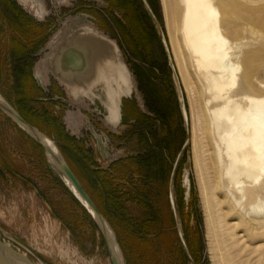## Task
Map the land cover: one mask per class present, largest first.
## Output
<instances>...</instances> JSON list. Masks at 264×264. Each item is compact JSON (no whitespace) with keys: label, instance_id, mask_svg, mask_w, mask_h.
Here are the masks:
<instances>
[{"label":"rangeland","instance_id":"374dc122","mask_svg":"<svg viewBox=\"0 0 264 264\" xmlns=\"http://www.w3.org/2000/svg\"><path fill=\"white\" fill-rule=\"evenodd\" d=\"M23 1L0 0V95L58 148L113 229L124 263L264 264V241L258 250L225 252L214 235L210 251L203 197L212 216L226 210L207 152L205 95L182 57L181 76L162 0ZM226 3L236 30L240 21L264 36V0ZM83 27L113 40L130 72L116 125L105 98L74 97L52 71V54ZM172 37L180 43L177 29ZM134 69L143 72L142 87ZM150 69L158 76L151 83ZM142 116L149 121L136 125ZM0 237L36 264H112L93 218L42 148L1 111Z\"/></svg>","mask_w":264,"mask_h":264},{"label":"bare ground","instance_id":"6f19581e","mask_svg":"<svg viewBox=\"0 0 264 264\" xmlns=\"http://www.w3.org/2000/svg\"><path fill=\"white\" fill-rule=\"evenodd\" d=\"M162 6L181 76L185 78L182 57L205 95L202 110L208 131L207 152L215 188L222 193L218 204L223 212L226 210L223 216L219 212L212 216L208 197H203L210 251L216 249L214 235L225 252L238 247L239 252H248L252 245L258 250L264 241V65H258L264 36L238 20L240 29L236 30L226 0H162ZM232 27L234 31L230 30ZM176 29L180 43L172 37ZM50 61L54 75L70 88L74 97L105 98L109 122L119 123L120 101L132 83L113 40L83 27L60 45ZM43 140L57 150L46 136ZM59 174L81 200L69 180ZM108 234L115 255L124 264L110 228Z\"/></svg>","mask_w":264,"mask_h":264},{"label":"water","instance_id":"95a60500","mask_svg":"<svg viewBox=\"0 0 264 264\" xmlns=\"http://www.w3.org/2000/svg\"><path fill=\"white\" fill-rule=\"evenodd\" d=\"M0 111L9 119H11L35 143H37L44 151L51 165L58 171V173H61L69 180L73 189L81 197V200L78 201L82 204V206L86 209V211L89 213V215L93 218V220L97 224L100 233L107 246L112 264H122L121 261L118 259V257L115 255V252L111 246V240L108 234V228H110L111 231L114 233L113 229L111 228L107 220L104 218V216L100 213V211L98 210L94 202L91 200V198L88 196V194L85 192L79 180L68 166L67 162L65 161L64 157L62 156L58 148L56 147L57 150L50 148L43 140V137L45 135L42 134L37 128L29 124L15 110V108L12 105H10L8 101L5 100V98L2 95H0ZM114 236L116 239L115 233ZM0 264H36V263H34L26 254L21 253L12 246L6 244L4 240L0 237Z\"/></svg>","mask_w":264,"mask_h":264},{"label":"trees","instance_id":"16d2710c","mask_svg":"<svg viewBox=\"0 0 264 264\" xmlns=\"http://www.w3.org/2000/svg\"><path fill=\"white\" fill-rule=\"evenodd\" d=\"M149 65L151 66V69L155 70L156 72L159 71V70H162V71H163V69H164V66H162L160 63H156V62H154V61L150 62ZM151 69H150V70H145V71H149V72H148L149 74H147V78H146L148 82L152 81L153 78L158 77L157 74H156V72L151 71ZM142 73H143V72L140 71L139 69H138V70H137V69H136V70L134 69V74H135L136 77L138 78V82H139V84H140V87H142L141 85H142V83H143V79L141 78V77H142ZM150 83H151V82H150ZM152 112L156 113L157 116L160 117V113L157 112L155 109L152 108ZM143 121H144V122H143ZM148 121H149V119H148V118H145V116H142L141 118L138 117V118L135 119V123H136V125L143 124V123H146V122H148ZM109 197H111V198H112L113 200H115L116 202L122 200L121 197L116 199V198L113 196V194L110 195ZM122 205H124V204H121V207H120V209H119L118 211L121 210V212H122V211L125 210L124 207H123ZM117 209H118V208H117ZM153 217H154V215L151 214V212H150V213H149L148 220H149V221H150V220H153Z\"/></svg>","mask_w":264,"mask_h":264},{"label":"flooded vegetation","instance_id":"af4514ba","mask_svg":"<svg viewBox=\"0 0 264 264\" xmlns=\"http://www.w3.org/2000/svg\"><path fill=\"white\" fill-rule=\"evenodd\" d=\"M22 2H24L23 0H22ZM116 3H117V1H115ZM149 2H151V0H149ZM39 77V76H38ZM39 79H40V77H39Z\"/></svg>","mask_w":264,"mask_h":264}]
</instances>
